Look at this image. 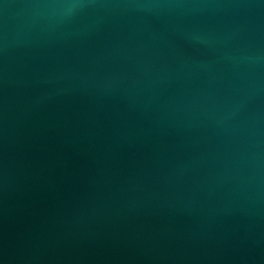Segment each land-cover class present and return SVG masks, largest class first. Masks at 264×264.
Segmentation results:
<instances>
[{"label":"water","instance_id":"obj_1","mask_svg":"<svg viewBox=\"0 0 264 264\" xmlns=\"http://www.w3.org/2000/svg\"><path fill=\"white\" fill-rule=\"evenodd\" d=\"M0 264H264V0H0Z\"/></svg>","mask_w":264,"mask_h":264}]
</instances>
